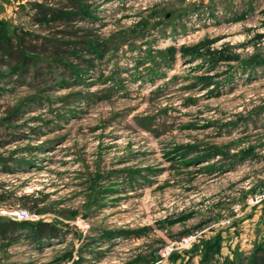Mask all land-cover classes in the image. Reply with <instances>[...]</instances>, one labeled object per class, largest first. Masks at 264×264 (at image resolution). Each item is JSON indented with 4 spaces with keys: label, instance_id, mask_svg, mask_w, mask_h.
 <instances>
[{
    "label": "rangeland",
    "instance_id": "obj_1",
    "mask_svg": "<svg viewBox=\"0 0 264 264\" xmlns=\"http://www.w3.org/2000/svg\"><path fill=\"white\" fill-rule=\"evenodd\" d=\"M80 1L81 51L0 67V264H264V0Z\"/></svg>",
    "mask_w": 264,
    "mask_h": 264
},
{
    "label": "trees",
    "instance_id": "obj_2",
    "mask_svg": "<svg viewBox=\"0 0 264 264\" xmlns=\"http://www.w3.org/2000/svg\"><path fill=\"white\" fill-rule=\"evenodd\" d=\"M29 16L34 25H53L54 29L50 30L46 36H40L25 30L16 31L12 36H0V67L14 68L27 74L34 58L42 57L57 60L67 52L82 50L81 47H78V43H71V40L56 39L57 36L62 38L67 36L69 39L81 38L77 35V31L64 30L65 28L59 29L66 23L70 25L72 22H79L80 19L85 20L81 11L80 0H41V2L34 3L31 6ZM80 42L83 44V41ZM15 225L16 223L12 221L6 224L0 223V232L6 235L9 228H13ZM47 227L49 226L44 224L36 225L34 229L38 235L37 237L43 238ZM254 264H263V262L258 263L256 260Z\"/></svg>",
    "mask_w": 264,
    "mask_h": 264
},
{
    "label": "built area",
    "instance_id": "obj_3",
    "mask_svg": "<svg viewBox=\"0 0 264 264\" xmlns=\"http://www.w3.org/2000/svg\"><path fill=\"white\" fill-rule=\"evenodd\" d=\"M18 213V214H17ZM16 214H17V216H18V218L19 219H22V218H27V213H25V211H19V212H17ZM165 254V253H164ZM164 254H162V255H164Z\"/></svg>",
    "mask_w": 264,
    "mask_h": 264
}]
</instances>
